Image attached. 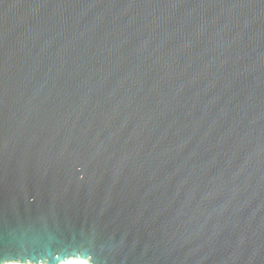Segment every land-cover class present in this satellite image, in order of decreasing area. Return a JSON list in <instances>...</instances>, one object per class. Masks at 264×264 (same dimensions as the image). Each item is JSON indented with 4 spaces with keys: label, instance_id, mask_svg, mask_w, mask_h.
I'll return each mask as SVG.
<instances>
[{
    "label": "water",
    "instance_id": "water-1",
    "mask_svg": "<svg viewBox=\"0 0 264 264\" xmlns=\"http://www.w3.org/2000/svg\"><path fill=\"white\" fill-rule=\"evenodd\" d=\"M264 264V0H0V264Z\"/></svg>",
    "mask_w": 264,
    "mask_h": 264
},
{
    "label": "bare ground",
    "instance_id": "bare-ground-1",
    "mask_svg": "<svg viewBox=\"0 0 264 264\" xmlns=\"http://www.w3.org/2000/svg\"><path fill=\"white\" fill-rule=\"evenodd\" d=\"M9 264H21V263H9ZM25 264H29V263H25ZM60 264H88V263L86 261L79 260V259H71V260L62 262Z\"/></svg>",
    "mask_w": 264,
    "mask_h": 264
}]
</instances>
